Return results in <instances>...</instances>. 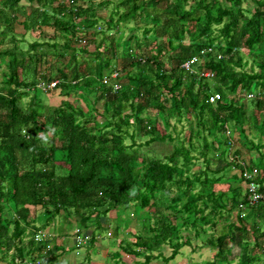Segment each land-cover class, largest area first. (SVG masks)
<instances>
[{"label": "trees", "instance_id": "trees-1", "mask_svg": "<svg viewBox=\"0 0 264 264\" xmlns=\"http://www.w3.org/2000/svg\"><path fill=\"white\" fill-rule=\"evenodd\" d=\"M225 1L0 0V264H46L63 249L43 235L57 217L91 246L103 217L130 209L143 228L122 245L134 264L168 245L167 263L209 230L206 264H233L236 248V264H264V202L249 203L243 176L264 190V0ZM122 24L134 33L120 39ZM114 70L127 80L117 91L103 83Z\"/></svg>", "mask_w": 264, "mask_h": 264}, {"label": "rangeland", "instance_id": "rangeland-1", "mask_svg": "<svg viewBox=\"0 0 264 264\" xmlns=\"http://www.w3.org/2000/svg\"><path fill=\"white\" fill-rule=\"evenodd\" d=\"M223 3H226L225 0H221ZM164 7V4L162 5ZM245 8L251 9L253 7L250 0L248 2L244 3ZM103 18L108 19V14L106 10H102L99 12ZM101 26H103L101 24ZM132 24L124 25L122 24L118 30V35L120 39L127 38L131 35L132 32ZM18 32H24L23 28L18 26ZM116 30V31H117ZM100 31V30H99ZM26 35V42L23 44L24 46L27 45V42H32L33 37L30 33L25 34ZM94 39V34L91 37V40L89 39V43L86 45V50L89 53H92L95 51V44L92 42ZM82 56L89 57L88 54H81ZM52 63H55L58 67H62L64 64L60 62H55V58H52ZM127 63H129V60L127 58L121 59L120 65L126 66ZM71 66H74V63L71 64ZM122 84L126 83V77L125 74L122 73ZM90 99L94 100L95 95H91L89 97ZM62 98L57 93H46L43 97V100L45 103L49 106H57L61 103ZM31 100V96L25 99V105ZM82 107L87 111L85 105L81 102ZM98 107H101V104H98ZM179 128L181 129V125H179ZM229 135L232 136L233 134V128L230 126L229 128ZM256 140V139H255ZM155 148L159 149H168V145H158L157 143L152 145ZM239 148V146H237ZM243 154L246 156V158L249 160L254 159V157L258 156L257 151H248L247 149L243 148ZM236 150V145L234 144L231 148V151L229 152V158L234 159L231 154L234 153ZM241 150V148H240ZM264 151V150H263ZM234 155V154H233ZM238 160V159H237ZM243 161V160H242ZM218 165V164H217ZM239 172L237 169L235 170ZM131 215V216H130ZM129 219L133 218L132 221L128 224V229L126 230V227L123 226L122 218ZM234 219H236V213L234 215ZM103 222H110L108 224L107 232L104 231L102 236H100L98 239H96V242L94 245L89 244V242L86 245H81L80 247H77L76 239H75V232L78 229V222L75 220H71L70 222H67L66 220H63V218L56 219L54 225H51L47 227L44 231V233L49 234L51 237L53 236V243L52 246L58 245L61 246L63 249L58 250L56 255H53L50 257L48 262L46 264H134L136 261V258L130 254H127L123 248L122 245H126L132 240L135 239L134 234L139 233L143 230L142 228V222L138 220L132 209L126 210L124 213L122 210L116 211L113 210L109 212V214L106 217L102 218ZM121 230L118 234L117 238L114 237V228L116 226H120ZM222 224L218 226V228H221ZM90 231V230H89ZM131 231H134L133 234ZM215 234L217 235V231L209 230L206 235L202 236L201 242H197V246L194 249L191 246H185L183 247L180 252L177 254V256L170 260L169 262H165L164 257H170L173 249L170 248V246H163L160 251L162 252L163 256L159 258H155L151 264H206V262H210L214 260V254L215 250L212 246L206 244L204 239L209 237L210 235ZM120 253V257H116L115 254ZM156 252V254H158ZM239 250L236 248L233 251V254L231 255V260L233 261V264H236L238 260ZM138 260V259H137ZM1 264H7V263H1Z\"/></svg>", "mask_w": 264, "mask_h": 264}, {"label": "built area", "instance_id": "built-area-1", "mask_svg": "<svg viewBox=\"0 0 264 264\" xmlns=\"http://www.w3.org/2000/svg\"><path fill=\"white\" fill-rule=\"evenodd\" d=\"M83 44H85L87 42L86 39H84L83 41H81ZM213 50V48L211 47H206L203 48V50L201 51L202 54H206L209 53ZM198 61V57L194 56L191 59H189L188 61H186L183 64V68L187 69V70H191L192 66ZM206 77H211L212 74L207 72L204 74ZM103 83L104 84H109L113 87L114 91L119 90L122 87V78H121V73L118 70H114L109 74H106L103 77ZM57 85V81L51 82V83H41L39 84V88H41L44 91H47L51 88L56 87ZM247 97L249 99H253L256 97L255 93L251 92L247 94ZM243 176L245 178V180L247 181V190L249 192V196H248V201L251 205H256L260 202H264V190H260V187L254 182L252 181L254 174L249 172L248 170H245L243 173ZM44 236L47 235V233L43 234ZM42 235V236H43ZM37 239H40V235H37L36 237ZM76 239V243L78 245H86L88 243L89 240V236H83V235H77L75 236ZM26 264H40V261H27Z\"/></svg>", "mask_w": 264, "mask_h": 264}, {"label": "crops", "instance_id": "crops-1", "mask_svg": "<svg viewBox=\"0 0 264 264\" xmlns=\"http://www.w3.org/2000/svg\"><path fill=\"white\" fill-rule=\"evenodd\" d=\"M258 158H260V153L259 152H258V156L254 157V159H252V160H257Z\"/></svg>", "mask_w": 264, "mask_h": 264}]
</instances>
